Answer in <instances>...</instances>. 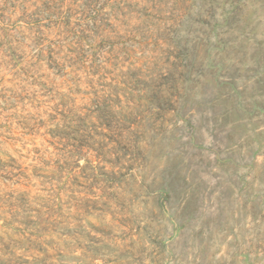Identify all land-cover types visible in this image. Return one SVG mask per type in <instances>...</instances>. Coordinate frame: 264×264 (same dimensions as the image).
Here are the masks:
<instances>
[{"label": "rangeland", "instance_id": "rangeland-1", "mask_svg": "<svg viewBox=\"0 0 264 264\" xmlns=\"http://www.w3.org/2000/svg\"><path fill=\"white\" fill-rule=\"evenodd\" d=\"M0 264H264V0H0Z\"/></svg>", "mask_w": 264, "mask_h": 264}]
</instances>
